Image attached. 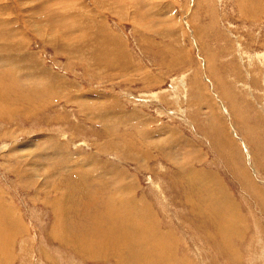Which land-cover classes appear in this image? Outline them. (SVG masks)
<instances>
[{
    "label": "rangeland",
    "instance_id": "rangeland-1",
    "mask_svg": "<svg viewBox=\"0 0 264 264\" xmlns=\"http://www.w3.org/2000/svg\"><path fill=\"white\" fill-rule=\"evenodd\" d=\"M2 28L30 69L0 111V264H117L65 244L115 208L157 264H264V0H0Z\"/></svg>",
    "mask_w": 264,
    "mask_h": 264
},
{
    "label": "bare ground",
    "instance_id": "bare-ground-1",
    "mask_svg": "<svg viewBox=\"0 0 264 264\" xmlns=\"http://www.w3.org/2000/svg\"><path fill=\"white\" fill-rule=\"evenodd\" d=\"M51 21L52 20H50V22ZM8 35H9V31L6 28L0 29V53H1V55H0V111L10 109L14 104L13 97L16 94H18L19 92L20 93L24 92L20 89H14V86L13 87L11 86V85H15L13 78L18 76L19 73H22V71L24 69L25 70L30 69V67L26 63L27 58H26V60H24L23 56H22V55H25L26 52H23L22 55L20 54V56H19L20 62L23 64L22 65L18 61L17 58H14V57H16L15 56L16 49H10V48H6L3 46V44H6L7 41H6V39H4L2 37L8 36ZM67 43L71 44V42L66 41L62 45L58 44V48L62 52L66 53L69 56L74 55L73 51L78 49V48L72 47L73 45L70 46ZM238 49L240 50V47ZM238 54H240V52ZM241 54H242V52H241ZM244 54H246V53H244ZM27 57H31V56H29V54H28ZM248 57L249 56H247V58ZM254 58H255V61L253 62L252 66L250 65L251 59H249V62L247 61L245 64L249 65L251 67L258 65V63H259L258 56L253 57L252 60ZM255 62H257V63H255ZM31 64L34 65V63H31ZM43 66H45V65H43ZM245 72H247V70H245ZM32 82L37 83L38 86L44 87V85H41L40 83H38L34 80H32ZM25 86L27 87V85H25ZM29 87H30V85H29ZM48 89H46V90H48ZM30 92L35 93L36 91L33 90ZM21 96H20V103L23 104L27 109H29L30 107H33L34 105L40 103L39 101L33 102V100L31 98L30 99H23L24 96H28L26 94L21 95ZM38 97H39V94H38ZM59 100H61V99H59ZM102 124L106 126L109 123L104 122ZM105 128H106L105 129L106 131H110V133H111V134L109 133L110 135L107 136V138L105 140V144L111 145V142L110 143H107V142L113 140L111 137L113 133L111 132L110 129L107 128V126ZM218 135H219V137L222 138V135L220 133H218ZM228 135H230V134H228ZM223 136H224V134H223ZM229 138H230V136H229ZM229 138L227 139L228 144L231 143L230 142L231 140ZM110 139H112V140H110ZM114 147H116V145L112 146V148L117 149ZM191 147H193V146H191ZM174 148H176V146ZM63 153H65V150H61V151L56 150L55 151L56 155L57 154L62 155ZM191 153L192 152L190 151L189 156ZM65 155L64 156L67 158V160L70 159V155H68L67 153H65ZM81 165H79L77 167L79 169V172H82V171L87 172L85 166L84 165L81 166ZM93 169H94V175L96 177L99 176V169H96V168H93ZM26 172H27V169H26ZM30 173L33 174V172H30ZM35 175H37V173H35ZM80 177H81L82 182H85L88 179L87 174H85V178H84L86 180H84V179L82 180V177H83L82 174ZM241 177L244 178L243 176H241ZM76 180H77V176H76ZM92 182H94V181H92ZM67 200L68 199H66V203H67ZM67 207H68V205H66V204L63 206L60 205V210H63ZM51 208H52V213L56 216V220H57L56 221L57 225H55V226H58L59 218L57 215L59 213L57 214V212H59V207L56 206L52 201ZM108 211H109L108 216L102 217L101 219L98 218L99 220H94V224H92V228L94 229L95 234L93 236H89V237H95V238L91 239L90 243L87 242L88 237H86V239H85L84 235L79 236L78 233H75V231H74L73 235H69L67 237V240H65V244L67 246H71L72 244H74L73 248L75 249L74 250L75 253H77L81 256H84L86 258H90V259L91 258H93V259L97 258L98 259L100 257L107 258L109 256H118L117 260L115 261L117 264H138V262L136 261L138 254L135 252L134 249H132L136 246H140L142 248L141 255L143 256L142 258H144L146 260V264H157L159 261H162L164 259L165 256L160 254L159 251L152 250V246L155 243H158V241H159V243H161L160 240H155L156 238L160 237L159 235H157L158 232L153 234L151 227H148V228L142 227L141 228V227H137L133 223L137 227V228H134V226H132L128 221L127 213L122 212V210L120 208H115L114 210H108ZM112 216H114L116 218H114ZM17 227H18V223L16 224L15 228H17ZM21 230H22V227H18V231H21ZM52 230H54V231L50 235L57 239V235L60 234V232H58V229H55V228H53ZM82 232L85 234L84 228H82ZM2 235H3V232L0 230V238L2 237ZM15 235H17V234H15ZM129 241H131V246H130V248H127V243ZM89 244H92V245L90 246ZM0 247H1V245H0ZM96 248L100 249V251H98ZM162 249H164V248L162 247ZM96 253H100L99 257H95Z\"/></svg>",
    "mask_w": 264,
    "mask_h": 264
}]
</instances>
